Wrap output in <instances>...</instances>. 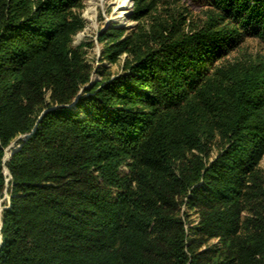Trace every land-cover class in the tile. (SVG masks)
Masks as SVG:
<instances>
[{"label": "trees", "instance_id": "obj_1", "mask_svg": "<svg viewBox=\"0 0 264 264\" xmlns=\"http://www.w3.org/2000/svg\"><path fill=\"white\" fill-rule=\"evenodd\" d=\"M85 8L0 0V264H264V0H133L94 82Z\"/></svg>", "mask_w": 264, "mask_h": 264}, {"label": "rangeland", "instance_id": "obj_2", "mask_svg": "<svg viewBox=\"0 0 264 264\" xmlns=\"http://www.w3.org/2000/svg\"><path fill=\"white\" fill-rule=\"evenodd\" d=\"M86 8L83 12V17L86 21V27L83 31L78 33L73 41L75 47L82 46L85 52L86 60L92 65L94 71L92 72V81L101 79V76L96 71L97 68L101 67L102 64H106L102 61V50L104 47L103 43L97 41L98 32L103 28L116 27H131L136 24L135 21L131 20V12L133 8V0H130V7L127 9L123 16V21L115 19V16L121 10L119 7L118 0H85ZM192 9L194 12L201 11V8L193 5ZM247 45L251 51L264 52V46L256 40H248ZM113 70H116L114 67ZM10 151L7 150L6 158L9 157ZM262 168L264 169V159L262 161ZM8 197L1 200V203ZM1 208H3L1 206ZM196 215L193 216V219Z\"/></svg>", "mask_w": 264, "mask_h": 264}, {"label": "bare ground", "instance_id": "obj_3", "mask_svg": "<svg viewBox=\"0 0 264 264\" xmlns=\"http://www.w3.org/2000/svg\"><path fill=\"white\" fill-rule=\"evenodd\" d=\"M118 2L121 10L115 16V19H118L119 21H123V16L126 13L127 9L130 7V0H118Z\"/></svg>", "mask_w": 264, "mask_h": 264}, {"label": "water", "instance_id": "obj_4", "mask_svg": "<svg viewBox=\"0 0 264 264\" xmlns=\"http://www.w3.org/2000/svg\"><path fill=\"white\" fill-rule=\"evenodd\" d=\"M29 136V135H28ZM27 136V137H28ZM13 146V145H12ZM14 153V151H11L10 153H9V157L8 158H6V154H5V156H4V162H6L7 160H9V158L11 157V155ZM4 173L6 174V175H9V171H8V169H7V167H5L4 168ZM9 178H10V176H9ZM9 180V179H8ZM0 217H1V215H0ZM1 224H2V222L0 221V228H1Z\"/></svg>", "mask_w": 264, "mask_h": 264}]
</instances>
